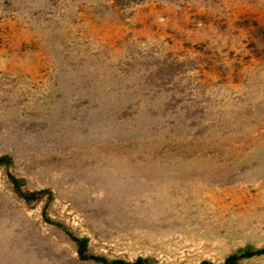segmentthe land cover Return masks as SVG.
I'll use <instances>...</instances> for the list:
<instances>
[{"label": "rangeland", "instance_id": "rangeland-1", "mask_svg": "<svg viewBox=\"0 0 264 264\" xmlns=\"http://www.w3.org/2000/svg\"><path fill=\"white\" fill-rule=\"evenodd\" d=\"M0 264H264V0H0Z\"/></svg>", "mask_w": 264, "mask_h": 264}]
</instances>
